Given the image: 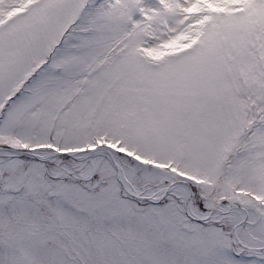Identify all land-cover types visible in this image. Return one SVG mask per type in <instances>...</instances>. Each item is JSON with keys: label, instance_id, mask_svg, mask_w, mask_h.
Listing matches in <instances>:
<instances>
[{"label": "snow or ice", "instance_id": "6c2138e0", "mask_svg": "<svg viewBox=\"0 0 264 264\" xmlns=\"http://www.w3.org/2000/svg\"><path fill=\"white\" fill-rule=\"evenodd\" d=\"M0 264H264V0H0Z\"/></svg>", "mask_w": 264, "mask_h": 264}]
</instances>
